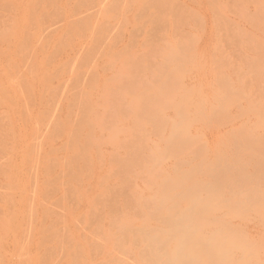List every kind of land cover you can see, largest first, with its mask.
I'll list each match as a JSON object with an SVG mask.
<instances>
[{
  "label": "rangeland",
  "instance_id": "rangeland-1",
  "mask_svg": "<svg viewBox=\"0 0 264 264\" xmlns=\"http://www.w3.org/2000/svg\"><path fill=\"white\" fill-rule=\"evenodd\" d=\"M171 256L264 264V0H0V264Z\"/></svg>",
  "mask_w": 264,
  "mask_h": 264
},
{
  "label": "crops",
  "instance_id": "crops-1",
  "mask_svg": "<svg viewBox=\"0 0 264 264\" xmlns=\"http://www.w3.org/2000/svg\"><path fill=\"white\" fill-rule=\"evenodd\" d=\"M197 233V232H195ZM187 240H191L188 239V237L186 238ZM182 249L180 251H178V253L184 254V248H186V244L182 243ZM171 264H175L176 261H178L179 264H201L200 262H198L196 259L190 257V256H181L180 258H178V260L176 258H174V256H171L170 258ZM196 261V262H195Z\"/></svg>",
  "mask_w": 264,
  "mask_h": 264
},
{
  "label": "bare ground",
  "instance_id": "bare-ground-1",
  "mask_svg": "<svg viewBox=\"0 0 264 264\" xmlns=\"http://www.w3.org/2000/svg\"><path fill=\"white\" fill-rule=\"evenodd\" d=\"M181 112H182V111H181ZM179 115H180V114H179ZM6 135H7V134H6ZM11 141H12V140H11ZM9 190H10V189H9ZM9 190H8V191H9ZM226 239H227V238H226ZM222 252H223V250H222ZM222 255H223V253H222ZM222 255H220V256H222ZM225 256H226V255H225ZM225 256L223 255L224 262L227 260V258H226L227 256H226V257H225ZM225 259H226V260H225ZM228 259H229V258H228ZM219 260H221V261H222V257H220V259H219ZM221 261H220V262H221ZM227 261H228V260H227ZM220 262H219V263H220ZM217 263H218V262H217ZM219 263H218V264H219ZM221 264H222V262H221Z\"/></svg>",
  "mask_w": 264,
  "mask_h": 264
}]
</instances>
